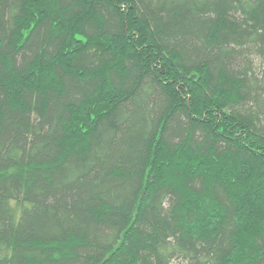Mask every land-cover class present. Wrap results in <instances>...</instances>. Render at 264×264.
Returning <instances> with one entry per match:
<instances>
[{"label": "trees", "instance_id": "obj_1", "mask_svg": "<svg viewBox=\"0 0 264 264\" xmlns=\"http://www.w3.org/2000/svg\"><path fill=\"white\" fill-rule=\"evenodd\" d=\"M263 60L264 0H0V264H264Z\"/></svg>", "mask_w": 264, "mask_h": 264}, {"label": "rangeland", "instance_id": "obj_2", "mask_svg": "<svg viewBox=\"0 0 264 264\" xmlns=\"http://www.w3.org/2000/svg\"><path fill=\"white\" fill-rule=\"evenodd\" d=\"M263 62H264V60H263ZM263 62H262V63H263Z\"/></svg>", "mask_w": 264, "mask_h": 264}]
</instances>
